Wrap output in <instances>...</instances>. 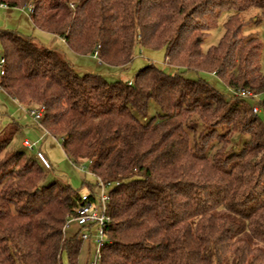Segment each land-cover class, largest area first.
Wrapping results in <instances>:
<instances>
[{"label": "trees", "instance_id": "trees-1", "mask_svg": "<svg viewBox=\"0 0 264 264\" xmlns=\"http://www.w3.org/2000/svg\"><path fill=\"white\" fill-rule=\"evenodd\" d=\"M71 1L0 4L31 2L36 28L75 53L96 52L100 63L126 68L139 44L163 47L176 67L167 73L148 62L132 80H108L77 72L30 36L0 30V88L44 105L41 127L58 135L72 163L88 161L97 180L110 182L99 264H264V99L257 112L248 102L264 92V71L261 44L244 33L240 15L256 8L254 21L264 20V0ZM226 10L233 13L223 34L203 51ZM200 71L233 95L186 75ZM241 88L251 95H238ZM10 125L0 137V264H62L63 253L78 264L84 240L64 228L81 193L47 180L22 145L9 148L18 130Z\"/></svg>", "mask_w": 264, "mask_h": 264}, {"label": "rangeland", "instance_id": "rangeland-1", "mask_svg": "<svg viewBox=\"0 0 264 264\" xmlns=\"http://www.w3.org/2000/svg\"><path fill=\"white\" fill-rule=\"evenodd\" d=\"M73 1V0H72ZM72 1L70 3H72ZM73 4V3H72ZM233 13V10H226L219 16L216 25L210 29L201 43V49L207 50L210 46L215 45L224 31V22L227 17ZM242 19L246 20L243 31L248 36H256L261 44L259 65L261 71H264V20L255 22L259 17L258 9L251 8L240 12ZM256 17V18H255ZM0 30H12L23 35L32 37L35 41L40 42L47 48H54L61 52L74 66L77 72H94L103 75L108 80L124 79L132 80L135 72L148 62L154 63L167 73H173L176 67L165 60V50L160 48H148L136 45L133 59L126 68L111 66L100 63L93 54H78L70 50L62 38L58 35L43 31L34 26L30 14L27 11V4L21 6H8L0 4ZM2 56V46L0 44V57ZM186 75L190 78H203L212 84L218 91L226 96H232L233 90L229 88L218 76L213 73L200 71L198 73L188 72ZM264 99V92L255 96L254 99H248L252 106L259 109V102ZM28 104V105H27ZM38 104L29 102H19L13 99L6 91L0 88V137H3L5 130L11 127L10 123L16 122L19 125L18 130L11 135L9 148L22 147L21 141L27 139L33 143V148H26L28 155H34L37 149H40L47 157L50 168L45 169L46 179L56 178L60 181L69 183L80 193H88L90 186L88 183L95 184L97 177L89 172L88 161H81L77 164L67 157L61 145V139L57 134L46 132L44 128L38 125L26 112L28 108H33ZM156 106V105H155ZM156 107L152 106L148 117L155 113ZM260 115L263 116L262 111ZM82 165V168L80 167ZM81 168V169H80ZM98 188L95 187L97 192ZM75 232L80 233V227L76 221L71 220L64 228L67 237ZM87 232V230H86ZM99 234L97 226L91 228L89 239L82 242L78 264H92L95 257L96 244L94 237ZM62 264H67L65 253L62 254Z\"/></svg>", "mask_w": 264, "mask_h": 264}, {"label": "built area", "instance_id": "built-area-1", "mask_svg": "<svg viewBox=\"0 0 264 264\" xmlns=\"http://www.w3.org/2000/svg\"><path fill=\"white\" fill-rule=\"evenodd\" d=\"M73 6L72 3H69ZM33 10L32 3H27V11L31 12ZM96 56V52L94 53ZM3 56L0 57V75L3 74ZM238 95L248 96L251 92L247 89L241 88L237 91ZM252 110L257 112L259 109L256 106H252ZM45 111L44 105H37L33 108H28L26 110L27 114L40 125L41 119L43 118ZM41 126V125H40ZM47 132V131H46ZM22 146L28 149L33 148V143L29 142L27 139L22 140ZM39 163L46 169L50 168L49 160L46 155L37 149L34 153ZM82 168V165L80 166ZM80 168V169H81ZM98 191H89L88 193H81L79 197L74 201V214L71 216V220L76 221L77 225L80 227L79 238L82 240L89 239L91 235L92 226L96 225L99 234L94 237L96 244L95 257L92 264H99L101 258V249L104 244L105 234L104 225L110 221V217L107 214V202L109 200V190L108 187L110 182H104L100 178L97 180ZM68 222V223H69ZM87 230V232H86Z\"/></svg>", "mask_w": 264, "mask_h": 264}, {"label": "crops", "instance_id": "crops-1", "mask_svg": "<svg viewBox=\"0 0 264 264\" xmlns=\"http://www.w3.org/2000/svg\"><path fill=\"white\" fill-rule=\"evenodd\" d=\"M28 105V104H27ZM18 124V123H17ZM18 128H19V125H18ZM21 145H22V141H21Z\"/></svg>", "mask_w": 264, "mask_h": 264}]
</instances>
